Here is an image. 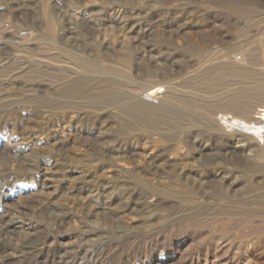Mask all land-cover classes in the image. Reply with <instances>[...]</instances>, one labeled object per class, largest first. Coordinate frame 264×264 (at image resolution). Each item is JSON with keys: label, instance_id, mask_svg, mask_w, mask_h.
<instances>
[{"label": "rangeland", "instance_id": "1", "mask_svg": "<svg viewBox=\"0 0 264 264\" xmlns=\"http://www.w3.org/2000/svg\"><path fill=\"white\" fill-rule=\"evenodd\" d=\"M262 44L264 0H0V264H264V145L213 121Z\"/></svg>", "mask_w": 264, "mask_h": 264}, {"label": "bare ground", "instance_id": "2", "mask_svg": "<svg viewBox=\"0 0 264 264\" xmlns=\"http://www.w3.org/2000/svg\"><path fill=\"white\" fill-rule=\"evenodd\" d=\"M261 42V41H260ZM263 45V44H262ZM264 46V45H263ZM130 56V55H129ZM128 56V58H129ZM102 59V58H101ZM101 59L99 60V62H101ZM105 59V58H104ZM123 60V59H122ZM119 62V59L116 58V60L110 59V58H106L105 60H103L101 62V66H105V65H109L110 67L113 68V66L116 64V62ZM126 61V60H125ZM97 64V62H96ZM118 64V63H117ZM120 64L122 65L123 63L120 62ZM125 64V63H124ZM243 64V63H242ZM120 65V66H121ZM115 66V65H114ZM117 67V66H116ZM152 67V66H151ZM118 69H120L121 67H117ZM154 68V67H153ZM150 70V69H149ZM132 73V72H131ZM146 76L147 74H143L142 75H135L134 76V80H140L141 76ZM149 77H158L157 83L155 85H153L154 82H151V87L149 86L144 92H140L142 95V98L144 100H150L151 99H162L164 97H168L169 96V90H170V84L169 82L171 80H169V78L166 77V75L164 73H162L161 71L157 70V68L153 71L150 72V74H148ZM175 77V76H174ZM175 79V78H174ZM173 79V80H174ZM129 80V79H128ZM172 82V81H171ZM170 82V83H171ZM130 83V82H129ZM140 83V82H139ZM153 85V86H152ZM134 86V85H133ZM163 96H159V94L162 93L163 89ZM173 88V87H172ZM135 89V88H134ZM139 89V88H137ZM136 89V90H137ZM141 90V89H139ZM135 91V90H134ZM131 91H129L130 93ZM136 93V92H134ZM132 93V94H134ZM134 97V96H133ZM136 97V96H135ZM134 97V98H135ZM139 97V96H138ZM141 97V96H140ZM132 98V96H131ZM134 100V99H133ZM145 103V102H144ZM246 112V111H245ZM246 116L247 119L244 120L242 118H239L237 116H219L218 119H213L214 122L219 121L220 125H222L225 130L227 129L229 130H233L238 132L239 134H241L243 137H247V138H251L253 141H255L258 145H264V114L263 113H258L255 111H251L248 109V111L246 112ZM218 125V124H217ZM223 130V129H222ZM223 132V131H222ZM191 134V133H190ZM195 136V135H194ZM188 139V138H187ZM246 141V138H240L236 143H240V142H244ZM249 143V141H248ZM247 143V145H248ZM252 144V143H251ZM246 145V144H245ZM254 145V144H253ZM244 145H238L237 148L239 147H243ZM250 146V145H249ZM200 147V146H198ZM203 148V147H202ZM264 148V147H263ZM194 149V148H193ZM201 150V149H200ZM238 150V149H237ZM247 150V149H245ZM204 151V150H203ZM216 152V151H215ZM240 153L243 154V151ZM246 153V152H245ZM201 154V153H199ZM211 154V153H210ZM204 155V154H203ZM247 155V154H246ZM256 156V155H255ZM259 156V154H258ZM261 156L264 159V150L261 151ZM153 158V157H152ZM150 158V159H152ZM149 159V160H150ZM185 159V158H184ZM262 159V160H263ZM235 160V159H234ZM260 160V159H259ZM152 162V161H151ZM183 162V161H182ZM166 169V168H165ZM159 173V172H158ZM224 172H222L223 174ZM159 175V174H158ZM218 176V175H217ZM202 179V178H201ZM201 182V181H200ZM225 187V186H224ZM178 193H184L186 195H188L189 193L187 191H179ZM184 197V196H183ZM194 197V196H193ZM203 197V195H202ZM217 253V252H216Z\"/></svg>", "mask_w": 264, "mask_h": 264}]
</instances>
